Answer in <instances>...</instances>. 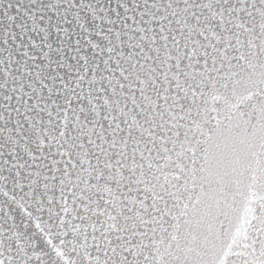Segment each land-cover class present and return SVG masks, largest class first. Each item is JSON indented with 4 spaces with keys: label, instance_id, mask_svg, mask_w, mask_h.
I'll return each mask as SVG.
<instances>
[{
    "label": "snow or ice",
    "instance_id": "1",
    "mask_svg": "<svg viewBox=\"0 0 264 264\" xmlns=\"http://www.w3.org/2000/svg\"><path fill=\"white\" fill-rule=\"evenodd\" d=\"M0 264H264V0H0Z\"/></svg>",
    "mask_w": 264,
    "mask_h": 264
}]
</instances>
